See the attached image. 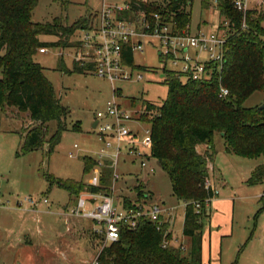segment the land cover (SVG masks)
<instances>
[{
	"label": "rangeland",
	"instance_id": "374dc122",
	"mask_svg": "<svg viewBox=\"0 0 264 264\" xmlns=\"http://www.w3.org/2000/svg\"><path fill=\"white\" fill-rule=\"evenodd\" d=\"M127 1L38 0L32 13V21L47 23L60 18L64 24L71 25L79 18L95 15L103 3L121 6ZM206 3L207 6L204 5ZM254 4L249 0L248 7L262 11L260 4L252 7ZM188 10L191 13V35L198 31H216L222 22L212 0H192ZM261 26L264 29V20ZM79 36L76 32L70 39L71 47L78 45L76 39ZM40 38L47 42L57 41L53 36ZM71 47H49L46 53L37 52L34 57L45 69V76L51 82L60 104L69 111L66 129L51 154L47 153V145L28 154H21L22 130L34 124L26 114H18L11 109L2 113L0 110V204L9 203L11 206L27 196L37 200L46 198L48 203L40 204L32 214V229L40 230L52 254L48 255L50 259L47 263L44 252L37 250L40 244L38 246L33 242L27 248L37 257L35 264H89L101 246V238L94 233L97 226L86 218H74L79 227L74 228L72 221L64 224L63 217L58 216V213L64 208L71 213L76 197L56 186H50L46 176L83 182L85 185L89 184L93 176H97L100 179L99 186L111 188L118 204L124 202V199L132 204L140 202L143 197L138 198L135 188L141 185L144 196H148L144 198L147 208L158 206L173 214V237L185 246L183 252H187L190 240L182 235L184 204L173 196L169 177L160 163L151 158L148 149L141 145L145 131H151V124L137 119L136 114L144 102L160 105L165 100L168 88L161 75L163 72H180L182 63L173 65L172 59L163 60L158 55L155 43L145 41L143 51L133 53L134 65L144 70L131 69L133 75L140 74L142 79L111 83L88 73L72 72L74 50ZM194 53L193 50L189 51L191 57ZM204 58V53H200L199 60ZM64 67L70 72H65ZM113 98L130 117L122 126L134 135L135 148L146 155V163L148 168L153 169L152 173L141 168L140 160L126 154L124 141L121 142V155L115 161L113 154L118 146L115 137L106 140L112 148L105 154H100L104 143L92 124L96 113L104 111ZM263 102L264 91L255 92L243 105L245 108H253ZM74 126L77 128L73 129ZM45 127L49 139L57 129V122L50 121ZM212 150L213 175L218 194L209 202L206 216L202 219L201 264H264V184H246L253 169L264 162V156L247 159L228 154L224 140L218 133L213 135ZM85 157L99 165L88 174L83 173ZM114 173L118 175L116 180L112 179ZM104 179L106 181L103 182Z\"/></svg>",
	"mask_w": 264,
	"mask_h": 264
},
{
	"label": "trees",
	"instance_id": "16d2710c",
	"mask_svg": "<svg viewBox=\"0 0 264 264\" xmlns=\"http://www.w3.org/2000/svg\"><path fill=\"white\" fill-rule=\"evenodd\" d=\"M237 0H216L222 18L227 23V42L222 69L209 81L183 80L172 72H163L167 96L160 105L144 102L146 111L155 116H141L151 124L150 157L156 159L169 177L173 196L183 203L182 235L190 240L188 251L174 246L161 247L168 225L156 226L141 220L134 230L121 229L117 242L105 247L98 256L99 264H201L202 219L206 216V200L213 198L204 187L212 162V140L215 133L223 134L225 151L242 158L264 156V108H245L244 102L255 92L264 91V11L257 8L245 12L235 7ZM38 0H0V110L15 109L27 114L34 124L24 128L20 153L25 155L47 145L51 154L66 129L69 111L63 107L44 68L35 61L38 49L70 48V39L77 31L88 29L95 15L79 18L71 25L60 18L36 23L32 13ZM165 4L167 13H174L179 28L189 26L192 0H154L152 6L140 3L132 10L158 12ZM207 6L208 4H204ZM243 25L245 26L243 28ZM41 36H53L55 42H43ZM125 61L134 69L144 70L133 63L131 52ZM65 68V67H64ZM63 70L70 72L69 70ZM72 72L82 73L73 63ZM228 95L218 98L219 87ZM57 122L55 133L48 139L45 125ZM77 128L76 126L73 129ZM198 146L205 151L197 152ZM95 165L83 158V173ZM50 186H56L77 197L84 191L83 182L55 179L47 175ZM106 181L105 179L103 182ZM249 186L264 184V162L257 165L246 180ZM105 186L89 187V191L104 190ZM138 198L144 197L143 187L135 188ZM143 199V198H142ZM124 206L132 203L124 199ZM194 203L200 205L196 213ZM171 233L165 239L171 238Z\"/></svg>",
	"mask_w": 264,
	"mask_h": 264
},
{
	"label": "built area",
	"instance_id": "2783aa9c",
	"mask_svg": "<svg viewBox=\"0 0 264 264\" xmlns=\"http://www.w3.org/2000/svg\"><path fill=\"white\" fill-rule=\"evenodd\" d=\"M248 1L237 0L235 2L236 9L245 12L248 10ZM140 3L152 6L154 0H128L121 6L102 4L100 10L95 13L90 27L77 31V34L80 35L76 39L78 45L71 47L74 50L73 63L77 68L84 73L111 83L131 81L133 78L139 81L142 76L140 74L133 75L131 71L133 68L126 63L124 56L127 51L132 55L134 52H142L143 43L146 41L155 43L159 51L158 55L163 60L170 58L173 65L178 62L182 63L181 71L175 72V74L183 80L204 82L209 81L213 75L220 74L228 36L226 22L224 28L218 26L216 31H198L197 34L191 35L189 26L178 27L174 13L168 14L165 4L160 7L158 12L133 11L132 6H138ZM262 3L263 0H259V4ZM191 50L195 51L193 57L189 55ZM46 52L47 48L38 49L40 54ZM200 53H204V60H199ZM173 55L179 57L174 58ZM227 95L228 90L220 86L218 98L222 99ZM136 114L139 120L143 115H148L150 118L155 116L153 111H146L144 106ZM129 119L130 117L120 108L115 98L107 103L104 111L96 113L93 129L104 143L100 154L103 155L112 148L106 140L115 137L118 141V146L114 149L113 154L115 161L121 155V142L124 141L126 154L133 159L140 160L141 168H146L148 173H152L153 169L147 166L146 155L135 148L134 135L129 129L122 126V123ZM141 145L148 149L150 154V130L145 131V138ZM74 148L77 146L74 145ZM95 166L99 167L98 163L95 162ZM108 166L111 167V165ZM117 178L118 175L114 173L112 179L116 180ZM99 185L100 179L97 176H93L88 185L84 184V191L76 197V204L71 212L74 217L90 219L97 226L94 233L101 238V246L89 264H99V254L105 247L118 241L120 230H134L141 220L151 222L157 230L163 224L168 225L161 244L163 249L175 244L174 247L181 251L185 250V246L179 244L172 235L171 238L165 239L171 233L173 222L171 212L160 209L158 206L147 208L145 196L140 202L137 201L132 206L125 207L123 202L117 203L111 188H104V190L96 192L89 191V187L98 188ZM204 187L212 191L213 198L217 196L218 191L210 178L205 180ZM212 199L206 200L205 203L208 204ZM47 203L46 198L37 200L27 196L18 200L16 204L19 207L24 205L28 209H36L40 204L46 205ZM183 204L185 206V203ZM194 206L198 213L200 205L194 203Z\"/></svg>",
	"mask_w": 264,
	"mask_h": 264
},
{
	"label": "crops",
	"instance_id": "0c3cea01",
	"mask_svg": "<svg viewBox=\"0 0 264 264\" xmlns=\"http://www.w3.org/2000/svg\"><path fill=\"white\" fill-rule=\"evenodd\" d=\"M252 1L255 3L254 5H252V7L256 6L257 4L259 5V0H252ZM262 4L260 5L262 7V10L264 11L263 8L264 2ZM247 8L251 9L250 7H248V4H247ZM40 40L43 42H47L42 40L41 38ZM64 69L68 70L66 68ZM44 75H45V70H44ZM11 110L16 112L15 109H11ZM205 148H206L205 146H198L197 152L202 154L205 151ZM208 171H209V178L212 180L214 185H216V180L213 175L214 168L212 162L208 164ZM145 197L148 198L147 195H145ZM16 203L17 202H15V204L11 206L9 205V203H7V205L0 204V211H1L0 264H35L37 257L35 258L34 255L30 253L29 250L30 248H27V246L31 247L33 245V242H36L37 245L40 244V246L38 245L39 248L37 250H42L44 252L48 263L50 259L48 255L52 254V252H50L49 248L47 247V242L43 240V236L40 230L37 229V231H34L32 229V222H33L32 214L35 213V209H28L26 206H24V208L22 206L19 207L17 206ZM206 211H207V207H206ZM58 216L63 217L64 224L67 225L69 221H72V225L74 228L79 227L77 220H75L74 218H81V217H74L71 213H68L65 208L63 209V211L58 213ZM183 220H184V216H183ZM173 227H174V223L171 225L172 236H173ZM66 230H68V228H66ZM60 235L63 236V234ZM9 237H11V239L12 238L14 239L7 240V238ZM55 250L58 249L56 248ZM96 255L97 253L95 254V256Z\"/></svg>",
	"mask_w": 264,
	"mask_h": 264
},
{
	"label": "water",
	"instance_id": "95a60500",
	"mask_svg": "<svg viewBox=\"0 0 264 264\" xmlns=\"http://www.w3.org/2000/svg\"><path fill=\"white\" fill-rule=\"evenodd\" d=\"M161 77H163V75H161ZM260 108H264V104L263 105H261V107ZM94 125H95V122L92 124V128H94ZM223 134H221V136H222Z\"/></svg>",
	"mask_w": 264,
	"mask_h": 264
}]
</instances>
